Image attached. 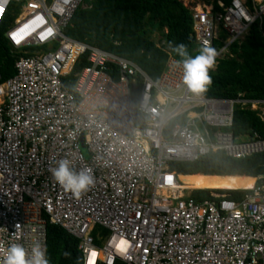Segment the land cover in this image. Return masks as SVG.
Here are the masks:
<instances>
[{
    "label": "built area",
    "instance_id": "2783aa9c",
    "mask_svg": "<svg viewBox=\"0 0 264 264\" xmlns=\"http://www.w3.org/2000/svg\"><path fill=\"white\" fill-rule=\"evenodd\" d=\"M180 2L197 47L216 51L210 70L233 57L231 46L252 25L264 26V0ZM83 3L0 0V25L20 5L6 33L11 47L47 48L20 58L15 76L0 82V260L12 244L46 248L51 224L79 241L80 264H264V177L239 201L212 194L197 201L170 170L211 154L264 153L260 135L240 140L232 130L238 107L264 122V100L194 92L174 57L155 82L134 62L67 37ZM86 55L72 90L67 78ZM61 158L91 169L94 185L66 191L50 172Z\"/></svg>",
    "mask_w": 264,
    "mask_h": 264
},
{
    "label": "trees",
    "instance_id": "16d2710c",
    "mask_svg": "<svg viewBox=\"0 0 264 264\" xmlns=\"http://www.w3.org/2000/svg\"><path fill=\"white\" fill-rule=\"evenodd\" d=\"M216 1L227 5L232 0ZM13 8L14 5L0 25V82L15 76V65L20 58L33 56L41 49L47 50L46 47H26L21 50L11 47L6 33L17 18L12 13ZM216 10H220L217 5ZM147 21L161 33L164 47L152 41L153 30L147 27ZM64 34L134 62L155 82L160 79L170 56L182 59L169 46L170 41L173 45L185 44L190 54L199 50L191 13L180 0H84ZM220 36L225 38L223 32ZM229 52L233 57L224 56L217 69L208 73L211 83L203 90L204 95L232 99L243 93L246 98L264 100V26L256 22L245 39L234 43ZM88 65L86 55L67 78L73 82L70 85L72 90L75 75ZM140 87L141 81H138L137 92ZM233 131L238 137L257 133L264 138V123L256 112L237 109ZM170 170L197 178L199 190L191 192L197 201L209 198L212 193L227 195L239 201L248 193L245 190H252L255 186V178L264 177V153L240 160L229 158L223 153L211 154L196 162L172 163ZM216 177L249 179L251 183L248 187L235 190L203 189L206 182ZM78 247L79 241L64 229L47 225L46 254L50 264H80L81 252Z\"/></svg>",
    "mask_w": 264,
    "mask_h": 264
},
{
    "label": "clouds",
    "instance_id": "9594fccd",
    "mask_svg": "<svg viewBox=\"0 0 264 264\" xmlns=\"http://www.w3.org/2000/svg\"><path fill=\"white\" fill-rule=\"evenodd\" d=\"M169 46L182 57L179 63L183 68V81L194 92L203 91L210 85L209 70L214 66L216 51L205 45L195 53L190 54L183 43ZM53 179L66 191L81 194L94 185V176L87 167L77 169L73 162L67 158H61L50 169ZM65 255H68L65 253ZM0 264H50L46 254V248L40 243H34L29 251L19 244L8 247Z\"/></svg>",
    "mask_w": 264,
    "mask_h": 264
},
{
    "label": "rangeland",
    "instance_id": "374dc122",
    "mask_svg": "<svg viewBox=\"0 0 264 264\" xmlns=\"http://www.w3.org/2000/svg\"><path fill=\"white\" fill-rule=\"evenodd\" d=\"M205 0H183V2L185 3V4H188L190 7H194V6H196L197 4H201L202 2H204ZM19 4L18 5H16V6H14V8L12 9V13H13V15L16 17V16H18V14H19V12H20V8H19ZM147 27H149V29L150 30H153L152 31V41L154 42V43H156L159 47H164V42L162 41V37H161V33L158 31V30H156V29H154V26H153V24L152 23H150L149 21H147ZM54 47H53V49H52V51H54V50H56V49H58V45L57 44H55V45H53ZM138 96V94L136 93V94H134V97H137ZM82 154H83V156L86 158V159H88L89 158V153H88V151L86 150V149H82ZM209 182V181H208ZM207 183V182H206ZM206 183L204 184V186H203V189H209L208 187H207V185H206ZM250 183H251V180H244V179H238V181H236V182H234V183H232V185H233V189H231V190H235V189H238L239 187L240 188H245V187H248L249 185H250ZM198 184H199V182H198V180H196V186H195V188L194 189H191V190H187V191H185V194H190L192 191H194V190H199V189H197V187H198ZM209 190H213V189H209ZM221 190H223V189H221ZM215 195H217V194H215Z\"/></svg>",
    "mask_w": 264,
    "mask_h": 264
},
{
    "label": "bare ground",
    "instance_id": "6f19581e",
    "mask_svg": "<svg viewBox=\"0 0 264 264\" xmlns=\"http://www.w3.org/2000/svg\"><path fill=\"white\" fill-rule=\"evenodd\" d=\"M238 179L239 178H235V177H226V178L216 177V178L212 179L211 181L207 182L206 185L209 189H213V190H221V189L231 190V189H233L232 183L238 181ZM196 180H197V178L195 176L180 175V181L182 182V190L194 189L196 186ZM164 193L167 194L166 192H164ZM212 195H215V193H212ZM216 196L228 197L227 195H221V194H217Z\"/></svg>",
    "mask_w": 264,
    "mask_h": 264
},
{
    "label": "crops",
    "instance_id": "0c3cea01",
    "mask_svg": "<svg viewBox=\"0 0 264 264\" xmlns=\"http://www.w3.org/2000/svg\"><path fill=\"white\" fill-rule=\"evenodd\" d=\"M14 6H16V5H14ZM20 8V7H19ZM186 8V7H185ZM187 9V8H186ZM20 10V9H19ZM188 10V9H187ZM190 12V11H189ZM17 17V16H16ZM12 27V26H11ZM10 27V28H11ZM9 28V29H10ZM225 38H226V36H225ZM239 42H241V41H239ZM199 49V48H198ZM230 51V50H229ZM113 54V53H112ZM232 55V54H231ZM118 56V55H117ZM233 56V55H232ZM170 57H172V56H170ZM219 64V63H218ZM218 66V65H217ZM217 66H216V68L214 69V70H210V71H215L216 69H217ZM165 68H166V66H165ZM165 70V69H164ZM209 71V72H210ZM164 72V71H163ZM138 90V89H137ZM137 90H136V92H137ZM138 93V92H137ZM204 94V93H203ZM239 94H243V93H239ZM244 95V94H243ZM205 96V95H204ZM238 96V95H237ZM236 96V97H237ZM207 97V96H206ZM246 97V96H245ZM235 98V97H234ZM249 99H251V98H249ZM254 100H257V99H254ZM237 109H241L240 107H238ZM236 109V110H237ZM236 110H235V112H236ZM241 110H248V111H252V110H250V109H241ZM252 112H256L258 115H259V112L258 111H252ZM260 117V116H259ZM263 122V121H262ZM264 123V122H263ZM233 130V129H232ZM234 132V131H233ZM235 134V133H234ZM259 135V134H258ZM247 136H252V135H245V136H243V137H238V136H236L237 137V139H243V138H245V137H247ZM255 179H258V178H255Z\"/></svg>",
    "mask_w": 264,
    "mask_h": 264
},
{
    "label": "water",
    "instance_id": "95a60500",
    "mask_svg": "<svg viewBox=\"0 0 264 264\" xmlns=\"http://www.w3.org/2000/svg\"><path fill=\"white\" fill-rule=\"evenodd\" d=\"M81 143H83V141H81ZM82 149L84 150L85 149V147L82 145Z\"/></svg>",
    "mask_w": 264,
    "mask_h": 264
}]
</instances>
